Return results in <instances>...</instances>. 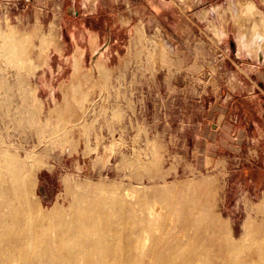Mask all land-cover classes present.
<instances>
[{
  "label": "rangeland",
  "instance_id": "rangeland-1",
  "mask_svg": "<svg viewBox=\"0 0 264 264\" xmlns=\"http://www.w3.org/2000/svg\"><path fill=\"white\" fill-rule=\"evenodd\" d=\"M263 26L264 0H0L3 158L44 212L89 184L176 201L209 179L239 237L264 206Z\"/></svg>",
  "mask_w": 264,
  "mask_h": 264
},
{
  "label": "bare ground",
  "instance_id": "bare-ground-1",
  "mask_svg": "<svg viewBox=\"0 0 264 264\" xmlns=\"http://www.w3.org/2000/svg\"><path fill=\"white\" fill-rule=\"evenodd\" d=\"M251 45L262 51L264 30L255 29ZM9 48L15 51L18 44ZM24 78L18 75L20 85ZM1 149L0 264H264V206L262 218L249 217L236 237L215 213L216 185L209 179L196 183L199 198L184 186L176 201L174 187L134 200L129 192L110 194L89 184L69 190V209L44 212L30 199L29 166L12 164ZM166 207L172 235L160 218Z\"/></svg>",
  "mask_w": 264,
  "mask_h": 264
}]
</instances>
